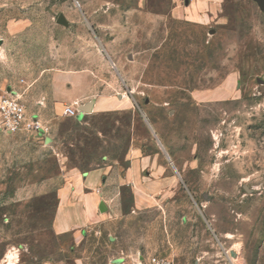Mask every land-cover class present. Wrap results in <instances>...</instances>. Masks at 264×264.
I'll return each instance as SVG.
<instances>
[{
    "label": "rangeland",
    "instance_id": "rangeland-1",
    "mask_svg": "<svg viewBox=\"0 0 264 264\" xmlns=\"http://www.w3.org/2000/svg\"><path fill=\"white\" fill-rule=\"evenodd\" d=\"M10 88L46 132L0 130V264H264V5L0 0Z\"/></svg>",
    "mask_w": 264,
    "mask_h": 264
},
{
    "label": "built area",
    "instance_id": "built-area-1",
    "mask_svg": "<svg viewBox=\"0 0 264 264\" xmlns=\"http://www.w3.org/2000/svg\"><path fill=\"white\" fill-rule=\"evenodd\" d=\"M65 113L70 117L77 116V111L71 108H67ZM0 130L8 134L46 132L39 115L30 112L22 95L11 88L0 99ZM153 264L169 263L153 259Z\"/></svg>",
    "mask_w": 264,
    "mask_h": 264
},
{
    "label": "crops",
    "instance_id": "crops-1",
    "mask_svg": "<svg viewBox=\"0 0 264 264\" xmlns=\"http://www.w3.org/2000/svg\"><path fill=\"white\" fill-rule=\"evenodd\" d=\"M97 104H95L96 108ZM94 108V112H95ZM138 160H133L131 167L125 172L124 176L122 177L123 184L125 185H130L134 186L135 189L137 190V202L136 204L141 203V199L143 196V193L147 190L146 188V183L143 182L142 177H143V172L145 170V167L147 166L148 159H140L136 158ZM105 171L104 170H98L95 171L93 174H89L84 181L89 185H93L94 187H98L100 182H98L101 178V181L104 180L105 178ZM107 179V180H106ZM105 179V182L107 183L109 181L108 178ZM96 204L101 205L104 201L103 197H97L95 200ZM56 228H62V231L70 230L72 228V223L71 222H66V223H59L55 222Z\"/></svg>",
    "mask_w": 264,
    "mask_h": 264
},
{
    "label": "water",
    "instance_id": "water-1",
    "mask_svg": "<svg viewBox=\"0 0 264 264\" xmlns=\"http://www.w3.org/2000/svg\"><path fill=\"white\" fill-rule=\"evenodd\" d=\"M255 1H257L261 6H263L264 5V0H255ZM58 23L59 24H62V25H65V26H67L68 24H69V21L67 20V18L65 17V15H61L60 17H59V19H58ZM95 104H96V102L95 101H91L88 105H84V106H82L81 107V112L84 114H86V113H93L94 112V108H95ZM148 125H149V127L151 128V125L148 123ZM151 130H152V128H151ZM152 132H153V130H152ZM153 134H154V132H153ZM162 147V146H161ZM162 149H163V151L165 152V149L162 147ZM102 209H104V208H102Z\"/></svg>",
    "mask_w": 264,
    "mask_h": 264
},
{
    "label": "bare ground",
    "instance_id": "bare-ground-1",
    "mask_svg": "<svg viewBox=\"0 0 264 264\" xmlns=\"http://www.w3.org/2000/svg\"><path fill=\"white\" fill-rule=\"evenodd\" d=\"M16 258V256H15V254L14 253H10L9 255H8V259L9 260H14Z\"/></svg>",
    "mask_w": 264,
    "mask_h": 264
}]
</instances>
